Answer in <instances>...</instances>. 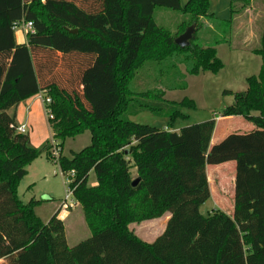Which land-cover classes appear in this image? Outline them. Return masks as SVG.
<instances>
[{"label":"trees","instance_id":"1","mask_svg":"<svg viewBox=\"0 0 264 264\" xmlns=\"http://www.w3.org/2000/svg\"><path fill=\"white\" fill-rule=\"evenodd\" d=\"M162 9L179 14L172 29L158 24ZM22 22H32L33 31L18 44L15 25ZM192 25L189 45L178 46ZM231 27L232 18L210 12V0H0V264H222L235 226L244 263L264 264V29L254 50L260 72L247 78L245 91H228L234 102L221 114L241 116L254 130L211 146L219 115L178 132L182 107L194 103L165 99L166 90L187 88L186 74L224 67L217 46L230 41ZM155 66L156 86L134 90L145 67ZM36 95L50 98L54 131L40 147L8 113ZM143 111L170 119L169 127L130 120ZM85 130L91 144L62 155L65 138ZM43 154L68 176L91 231L73 247L59 211L44 221L36 212L41 201L24 203L17 194L28 165ZM229 161L236 162L234 214L215 208L204 216L206 167ZM91 170L96 186H88ZM165 214L167 225L152 242L130 228Z\"/></svg>","mask_w":264,"mask_h":264},{"label":"rangeland","instance_id":"2","mask_svg":"<svg viewBox=\"0 0 264 264\" xmlns=\"http://www.w3.org/2000/svg\"><path fill=\"white\" fill-rule=\"evenodd\" d=\"M189 0H180L182 6H184ZM218 1V2H217ZM210 5L213 8L221 10L222 5L219 0H211ZM179 14L172 10L162 9L157 13V22L159 25L171 28L176 25ZM19 27L16 31H21ZM233 38L230 35V40ZM232 43H223L217 46V55L223 61L224 67L217 73L202 72L197 75L186 74L185 81L187 88L178 90H166L165 99L174 102H181L186 100H192L194 106L186 104L182 107V116L175 120L173 125L176 131H180L182 127L200 123L209 119H215L217 115L222 117L223 110L233 104L234 95L228 93L242 92L248 87L247 78L252 75H257L260 72L262 60L260 55L253 52L236 51L232 48ZM260 44H252L250 48H259ZM157 66L148 71V68L141 72L143 82L138 83L135 81L132 84L134 90H143L147 88H153L159 76V72L156 71ZM181 70L184 72V66H181ZM185 73V72H184ZM142 79V78H141ZM161 85V83H160ZM162 87V86H161ZM163 88V87H162ZM43 98V96H41ZM232 117V116H231ZM18 125H26V133L31 136L32 144L35 147H40L45 141L52 139L54 131L49 121V115L45 103L41 98L33 96L24 100L19 104V116ZM218 117H216L217 119ZM223 118V119H222ZM217 121V133L216 138L222 139L224 135L231 133H247L248 126L245 123H241L240 119H234L229 117H222ZM238 118V117H235ZM241 118V117H240ZM243 118V117H242ZM241 118V120H242ZM130 120L135 123L150 125L157 128H168L170 119L166 117L156 116L148 111H143L137 115L130 116ZM244 120V118H243ZM246 122V121H243ZM59 143V142H58ZM91 144V132L85 130L75 137H66L63 141L61 152L62 155L71 157L73 152H79L85 147ZM211 145V144H210ZM56 148V149H55ZM54 156L59 152V148L54 145ZM224 164V165H223ZM221 165H209V170L212 171V167L225 168L220 173L221 181H225V189H220V179L217 177L220 171L218 169L211 175L210 185L214 190V195L210 196L200 207V212L204 216H208L209 213L215 208L225 209L229 208L230 201V189L233 170V162L223 163ZM208 166V165H207ZM28 173L19 182L17 187V194L20 200L24 203L30 200H39L41 205L36 209L37 214L47 221L53 214L60 210L63 215L66 210H69L76 206L74 196L70 193L69 179L67 175H63L60 167L55 161L48 158L46 154L41 155L31 161L27 167ZM133 176H136V170L133 169ZM97 177L94 170H91L88 177V186H96ZM226 194V198L220 200L219 195L215 192L218 190ZM69 194V198L66 196ZM73 202V207L61 206L63 203ZM222 202H228V204H222ZM226 212V211H225ZM167 215V214H166ZM164 215L159 218L143 221L140 223H134L130 225L137 235L147 241H152L159 235L166 226L167 216ZM65 221V233L68 241V245L73 247L77 243L91 237V231L87 226L84 219L83 210L78 204V207L73 209L72 215L64 219ZM222 264H245L246 248L241 241V234L237 226H235L227 240L226 246H228Z\"/></svg>","mask_w":264,"mask_h":264},{"label":"crops","instance_id":"3","mask_svg":"<svg viewBox=\"0 0 264 264\" xmlns=\"http://www.w3.org/2000/svg\"><path fill=\"white\" fill-rule=\"evenodd\" d=\"M210 3H211V0H210ZM219 3H221V5H222L221 10L218 9L217 7L213 8L212 5H210V12L213 13L217 18H220V19L228 20V19L232 18L231 37L233 39L230 40V43H232L231 44L232 48L238 52L239 51L253 52L254 48H250V46L252 44H257V45L260 44L262 31L264 29V0H249L247 3H245L242 0H239V1L235 0L233 2V9L235 10V13L233 14V16H232V12H231L232 0H219ZM19 28L22 30L16 31V28H15V40L18 44L25 43V42H27V35H26L27 32L23 29L22 26H20ZM38 97L40 98V95H38ZM26 101H27V99H26ZM22 102H24V101H22ZM8 113L11 116L15 115V123L18 125L19 123H17V122H18V120H20L18 118V116H19V105L17 107H12L11 109H9ZM235 117H238V118H235ZM240 117L241 116H232V117H229V119L230 118L240 119L239 121L241 123H245V125L248 126L247 133L255 129V125L253 123H251L245 119L243 120L242 117H241L242 118V120H241ZM220 118H222V117H218L216 119V125H217L218 119H220ZM222 119H220V121ZM243 121H246V122H243ZM216 125H215V129H214V132L212 135L211 143H210L211 146L214 145L215 143L219 142L220 140H222L225 136H227V135H224V137L222 139L218 140V138H216V133H217ZM29 137H30V140L32 143L31 136H29ZM229 162L234 163V165L232 164L233 173H232V176H230V179L232 182L231 183V189H230V197H229L230 201L228 200L229 204H228V202L226 203V202H222V201H221V203L222 204H228L230 206L229 208L225 209L226 212L225 211L224 212L227 213L228 215L233 216V214H234V202H235L236 162L235 161H229ZM218 165H221V164H218ZM212 166H214V165H212ZM209 168L210 167L208 165L206 167V173H207V179L209 182L210 193L212 196V195H214V190L212 189V187L210 185L211 175L213 176L214 171L215 170L218 171V169H219L220 171L218 172L219 175L217 177L220 179V177L222 175V174L220 175V173H222V170H225V168H222L221 166L212 167V171L209 170ZM222 187H224V190H226L225 189V181H221V179H220V189H222ZM220 189L218 191H216L215 193L219 195L220 200L225 201L223 199V197L226 198V194L223 192H220L221 191ZM76 207H78V203L76 204L75 207H73L69 210H66V212L63 213V215H61V213H60L61 212L60 210H62V209L59 208L58 217L61 218L62 220L69 218L73 213V209ZM166 216L169 219V215L167 214ZM168 219H167V221H168ZM146 221H148V220H146ZM166 225H167V223H166ZM131 229L133 230V228H131ZM164 229H163V231H164ZM134 232H135V230H134ZM136 235H137V233H136ZM159 235H157V237ZM141 239H143V238H141ZM155 239H153L152 241H154ZM143 240L147 241L145 239H143ZM152 241H147V242H152Z\"/></svg>","mask_w":264,"mask_h":264},{"label":"built area","instance_id":"4","mask_svg":"<svg viewBox=\"0 0 264 264\" xmlns=\"http://www.w3.org/2000/svg\"><path fill=\"white\" fill-rule=\"evenodd\" d=\"M20 26H22L23 27V29L26 31V32H32L33 31V24H32V22H22V23H17L16 25H15V28H18V27H20ZM42 95H40V98L42 99V101L44 102V103H46V104H49L50 102H51V100H50V98H42L41 97ZM47 113H48V115L51 117V115H50V111H49V109L47 110ZM16 130L19 132V133H22V134H25L27 131H26V125L25 124H21V125H17L16 126ZM55 153V152H54ZM71 193V192H70ZM66 198H69V194L66 196ZM65 202V201H64ZM62 206H64L65 208L66 207H73L74 206V204H73V202H70L69 204L68 203H63V205Z\"/></svg>","mask_w":264,"mask_h":264},{"label":"water","instance_id":"5","mask_svg":"<svg viewBox=\"0 0 264 264\" xmlns=\"http://www.w3.org/2000/svg\"><path fill=\"white\" fill-rule=\"evenodd\" d=\"M195 31V26L192 25L190 27L187 28V30L181 34L180 36H178L175 40V43L180 46V47H186L189 45V41L193 36V33ZM73 32H76V30H73ZM139 181V178H136L135 180H133L132 185L135 186Z\"/></svg>","mask_w":264,"mask_h":264}]
</instances>
